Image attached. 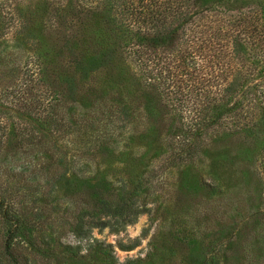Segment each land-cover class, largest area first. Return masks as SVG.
I'll return each instance as SVG.
<instances>
[{
    "label": "trees",
    "instance_id": "1",
    "mask_svg": "<svg viewBox=\"0 0 264 264\" xmlns=\"http://www.w3.org/2000/svg\"><path fill=\"white\" fill-rule=\"evenodd\" d=\"M41 25L53 54L35 33ZM10 33L30 53L11 63L0 48V147L31 159L0 178L6 264H28L23 251L42 242L35 229L62 224L58 204L38 202L42 185L53 200L58 181L86 199L69 224L79 234L117 229L135 220L143 184L193 163L211 134H250L252 116L264 123V0H0V41ZM154 146L158 165L146 172L133 153ZM79 161L104 171L90 179ZM209 179L207 192H221ZM219 263L211 253L200 264Z\"/></svg>",
    "mask_w": 264,
    "mask_h": 264
},
{
    "label": "rangeland",
    "instance_id": "2",
    "mask_svg": "<svg viewBox=\"0 0 264 264\" xmlns=\"http://www.w3.org/2000/svg\"><path fill=\"white\" fill-rule=\"evenodd\" d=\"M42 28L41 25L35 33L39 32L44 48L53 54L54 36L47 34L48 28L41 31ZM6 40L0 41V48L11 53V63L22 62L30 53L19 34L10 33ZM260 119L252 116L246 121L256 124L250 134L242 131L232 135L218 129L202 145L193 163L171 166L163 171L161 180L153 178L144 183L135 220L117 229L106 225L79 234L69 224L79 207L88 205L86 199L58 181L53 200L41 193L47 186L42 185L36 193L38 202L47 209L52 203L58 204L56 218L62 224L35 229L34 236L42 242L40 249L23 251L28 264H126L136 257L142 258L144 264H200L211 253L219 264H264V123ZM148 151L133 153L141 157L146 172L158 165L161 149L154 146ZM28 159L31 155L24 149L8 151L0 147V178L6 177L11 168L19 171L20 166L15 164ZM86 162L79 161L74 166H80L90 179L97 175V169L104 171V164ZM210 174L217 176L221 192L209 194L201 184V179L210 180ZM24 177L29 181L27 173ZM38 179L45 183L43 176ZM49 239L47 245L45 241ZM220 243V250L211 252ZM102 248H110L113 259L104 256ZM0 264H6L1 253Z\"/></svg>",
    "mask_w": 264,
    "mask_h": 264
}]
</instances>
